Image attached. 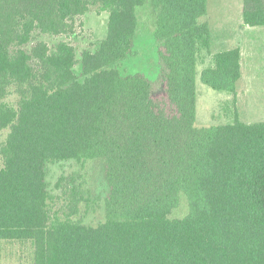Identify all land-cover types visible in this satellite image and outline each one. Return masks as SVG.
<instances>
[{
	"label": "trees",
	"instance_id": "16d2710c",
	"mask_svg": "<svg viewBox=\"0 0 264 264\" xmlns=\"http://www.w3.org/2000/svg\"><path fill=\"white\" fill-rule=\"evenodd\" d=\"M145 4L157 95L114 68L132 53ZM92 9L108 14L94 52L78 59L67 42L55 52L33 42L35 33L74 38ZM206 17L207 0H0V241L30 242L33 264H264V122L195 127ZM241 18L264 27V0H242ZM210 57L201 83L235 96L239 48ZM62 161L102 162L97 227L71 219L86 201L73 174L56 184L68 212L52 211L46 164Z\"/></svg>",
	"mask_w": 264,
	"mask_h": 264
},
{
	"label": "rangeland",
	"instance_id": "374dc122",
	"mask_svg": "<svg viewBox=\"0 0 264 264\" xmlns=\"http://www.w3.org/2000/svg\"><path fill=\"white\" fill-rule=\"evenodd\" d=\"M240 6L241 0H207L206 19L213 34L220 27L219 19L224 14L223 10L226 11L225 13H229L228 15H231L236 23V18L240 16L238 15ZM136 17L138 30L132 53L125 60L117 63L114 68L122 76L140 75L144 77L152 84V93L157 95L162 91V80L161 65L152 31L155 16L149 4H145L137 9ZM78 22L82 24V27L77 29V35L74 38L52 37L35 33L33 42L46 43L51 52H55L60 42H67L74 48L76 57L80 59L81 52H94L100 42L106 38L108 14L106 12L98 14L92 9L80 17ZM255 30L262 31V33H258L257 37H253L255 33L252 31L250 33V38L255 41L252 45L255 50L254 60H258V64L254 63V69L257 68V70L256 73L253 70L249 71V74L253 75L249 77L247 88H240V91L244 93L238 99L231 94L214 91L201 83L200 73L202 69L211 64V53L210 51L199 53L195 78L196 128L229 124L235 118L245 124L264 122V77L261 75L264 64V27ZM249 44L251 45V43ZM212 48L218 49L216 46H212ZM74 72L79 80H82L79 65L75 67ZM9 101L14 102L15 98L11 97ZM6 133L0 134V141L5 138ZM72 174L76 178H80V181H85L82 194L86 201L79 204L78 214L71 219L81 222L85 226L97 227L105 221L104 200L108 193V186L103 177V164L100 161H91L85 164L73 161L47 163L45 181L51 198L49 205L52 211L59 216L68 212L66 201L61 197L56 184L61 177ZM0 264H33L32 244L30 242L0 241Z\"/></svg>",
	"mask_w": 264,
	"mask_h": 264
},
{
	"label": "crops",
	"instance_id": "0c3cea01",
	"mask_svg": "<svg viewBox=\"0 0 264 264\" xmlns=\"http://www.w3.org/2000/svg\"><path fill=\"white\" fill-rule=\"evenodd\" d=\"M241 8V9H240ZM239 8V17L236 18V23H234V20L232 19L231 15H228L225 13L226 11L223 10L224 14L219 19L220 27L217 29L218 31L213 34V30L210 28V48L209 51L211 55L234 49L239 48L240 50V78L236 82V93L235 98L241 97L244 92L240 91L241 87L247 88L249 84V77L253 74H249V71H254L256 73L255 62L258 64V60H254V46L252 43L255 41L250 38L251 31L255 33L253 37H257L258 33H262L261 30H255L257 28L261 27H246L242 23L241 18V11H242V0H241V6ZM209 24V23H208ZM258 31V32H257ZM251 43V45L249 44ZM212 46H216L218 49H213ZM251 50V51H250ZM208 66V65H207ZM251 67V69H250ZM203 70V69H202ZM261 75L264 77V64L261 69ZM241 92V93H240ZM245 93L247 91L245 90ZM241 94V95H240Z\"/></svg>",
	"mask_w": 264,
	"mask_h": 264
}]
</instances>
